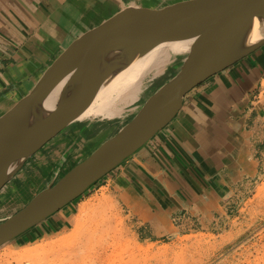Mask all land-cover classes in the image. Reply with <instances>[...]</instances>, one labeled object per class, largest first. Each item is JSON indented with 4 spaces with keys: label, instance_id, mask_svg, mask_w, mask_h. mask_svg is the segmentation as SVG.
<instances>
[{
    "label": "crops",
    "instance_id": "crops-1",
    "mask_svg": "<svg viewBox=\"0 0 264 264\" xmlns=\"http://www.w3.org/2000/svg\"><path fill=\"white\" fill-rule=\"evenodd\" d=\"M177 1L0 0V115L72 40L116 11ZM79 137L77 131L60 132L29 157L1 190L0 212L23 207L102 143L88 149L85 142L79 146ZM263 164L264 45L188 92L171 122L97 184L105 182L100 188L126 213L135 237L151 240L225 224ZM64 209L22 241L64 225Z\"/></svg>",
    "mask_w": 264,
    "mask_h": 264
},
{
    "label": "water",
    "instance_id": "water-1",
    "mask_svg": "<svg viewBox=\"0 0 264 264\" xmlns=\"http://www.w3.org/2000/svg\"><path fill=\"white\" fill-rule=\"evenodd\" d=\"M255 19L262 37L249 43ZM263 23L264 0H181L159 8L126 6L72 40L32 89L0 115V190L137 57L161 44L190 46L177 72L114 135L0 222V246L84 194L166 127L188 92L264 45ZM61 82L53 107H46Z\"/></svg>",
    "mask_w": 264,
    "mask_h": 264
},
{
    "label": "rangeland",
    "instance_id": "rangeland-1",
    "mask_svg": "<svg viewBox=\"0 0 264 264\" xmlns=\"http://www.w3.org/2000/svg\"><path fill=\"white\" fill-rule=\"evenodd\" d=\"M150 94L144 95V99ZM130 118H132L131 115L123 119L121 125ZM103 140L90 138L85 143L89 149ZM97 183L78 199L65 206L63 211H68L66 212L68 217L65 219L64 225L59 223L55 227L53 233L36 236L38 238L36 240L29 239L27 234L29 241H22L23 238L20 236L2 246L0 248V264H48V261L49 264L50 262L57 264L58 259H62L63 254L67 252L66 247L68 249L71 244L70 240L76 239L67 240V244L64 242L62 243L63 246L60 244L59 247L55 245L49 248L46 247V243L50 240L55 241L56 234L59 232L68 234L71 226L69 222L75 216L77 206L93 197H99L101 194L105 195L107 203L103 207H97L93 211L94 213H90L95 221V237L93 235L95 242H92L95 245H88L86 248H89V251L83 248L85 252H89V255L87 253L83 255L86 260L94 257L93 253L98 249L97 247L101 246L103 249V247L106 248V245H111L109 247L110 259L106 264H264V164L261 167L259 177L255 178L247 191L241 193L239 208L229 213L228 218L224 221L225 224L217 225L215 229H200L198 226L196 231H192L195 227H191L190 230L186 229L180 234H168L166 237L151 240L135 237V229H131L130 223L125 220L124 215L126 213L121 211L117 201L107 189L100 188V185L104 186L105 182H100L99 185ZM9 188L8 184L6 189ZM17 207L15 206L13 209L16 208L15 212L22 208ZM15 212L9 214L0 212V222ZM90 215L88 218H91ZM28 233L33 234L32 232ZM36 245L40 246L37 247L39 253L43 250L45 252L43 251V254L35 256L31 260H25L26 262L20 260L19 262L17 257H9L11 252L23 251L27 247L31 248ZM90 250H92V256ZM59 256L61 257L59 258ZM83 257H80L79 260L75 259V262L77 260L82 262ZM72 260L74 261V258Z\"/></svg>",
    "mask_w": 264,
    "mask_h": 264
},
{
    "label": "bare ground",
    "instance_id": "bare-ground-1",
    "mask_svg": "<svg viewBox=\"0 0 264 264\" xmlns=\"http://www.w3.org/2000/svg\"><path fill=\"white\" fill-rule=\"evenodd\" d=\"M260 24L261 23L259 21H257L256 19L254 20L252 30L247 39L249 43H254L262 37V31L260 29ZM189 46L190 44L188 43L161 44L155 47L154 49H152L150 52H148L144 56L137 57L131 63L129 67H127L125 70L117 74L115 77H113L106 83H104L101 86V89L99 90L97 98L95 102L92 104V106L82 116H80L76 121H74L68 127H66L63 131L64 132L67 131L69 132V134L70 132L77 131L78 135L81 136V138L79 137L80 140L77 141L79 146L90 138L92 140L104 139L103 141H105L107 139V136L110 137L112 133H116L122 127L121 121L123 119H125L129 115H131L132 117L134 116V114L137 112V110L141 107V105L145 101L144 95L153 93L165 80H167L169 77H171L173 74L177 72L176 70H178L179 66L184 60L189 50ZM62 83L63 82H61L50 94L45 104L46 107H51V108L53 107ZM72 152L73 151L71 149V153ZM53 183H50L49 185ZM106 201L107 199L105 198V195L101 194L99 197L98 196L93 197L87 200L86 202L79 204L77 206L75 216L69 222L71 225L69 229L70 230L69 233L63 234L62 232H59L58 234H56L55 241L50 240L46 243V247H49V248L55 245H58L59 247V245L64 242H65L64 244H67L66 242L67 240H70L72 238L76 239L74 241L70 240L71 244L69 245L68 249L65 245L67 252L65 251L66 253L63 254L62 259L57 258L59 260L57 261L58 262L57 264H60V263L61 264H67V263L76 264V262L77 264H106V262H109L108 261V259H110L109 247L111 245H106L105 246L106 248L103 247V249H101V246H99L97 247L98 249L96 248L97 249L96 251H94L95 249L92 246L94 249L93 250L94 255L92 254V250H90L91 251L90 253H91V256L93 255L94 257L87 258L88 260L84 259L83 257V255H85L86 253L87 255H89V252H85L83 248L87 249L86 247L90 244L92 245L93 244L92 242L95 239L93 238V235L96 232L94 228L95 221L94 219H92V216L90 215V213L95 211L97 207H100V206L103 207L104 205H106L107 203ZM89 215L91 216V218H88ZM86 222L88 224H85ZM28 231H26L25 233H27ZM18 237L12 239L11 241L17 239ZM11 241L7 243H10ZM7 243L1 245L0 248L6 245ZM93 245H95V243ZM37 247H40V246L36 245L31 248L27 247L23 249V251H17L15 253L11 252L9 253V257H12V256L17 257L19 259V260L17 259L19 262L20 260L21 261L31 260L33 259V257L43 254L45 252V250H43L44 252L41 251L42 253L41 252L39 253L38 252L39 248ZM88 249L86 251H89ZM41 250H42V247H41ZM60 257L61 256H59V258ZM80 257H83L82 262H78ZM73 258H74V261L72 260ZM69 259H71V261H69ZM75 259H78V260L75 262ZM48 264H49V261H48ZM50 264H54V263L50 262Z\"/></svg>",
    "mask_w": 264,
    "mask_h": 264
},
{
    "label": "trees",
    "instance_id": "trees-1",
    "mask_svg": "<svg viewBox=\"0 0 264 264\" xmlns=\"http://www.w3.org/2000/svg\"><path fill=\"white\" fill-rule=\"evenodd\" d=\"M79 198V197H78Z\"/></svg>",
    "mask_w": 264,
    "mask_h": 264
}]
</instances>
